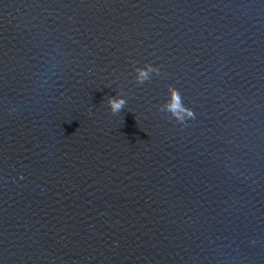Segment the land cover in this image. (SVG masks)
<instances>
[{
  "label": "water",
  "instance_id": "1",
  "mask_svg": "<svg viewBox=\"0 0 264 264\" xmlns=\"http://www.w3.org/2000/svg\"><path fill=\"white\" fill-rule=\"evenodd\" d=\"M0 264H264V0H0Z\"/></svg>",
  "mask_w": 264,
  "mask_h": 264
},
{
  "label": "clouds",
  "instance_id": "2",
  "mask_svg": "<svg viewBox=\"0 0 264 264\" xmlns=\"http://www.w3.org/2000/svg\"><path fill=\"white\" fill-rule=\"evenodd\" d=\"M158 72V68H154L151 64H145L142 67H136V79L139 83H144L145 80L149 78L150 72ZM109 106L111 110L115 112H119L124 104L126 103L125 99L121 97H109L108 99ZM164 110L171 113L172 115L178 117L181 121H183L184 117L182 115V112L184 111L182 108H180L179 100L172 101L171 103H167L164 106ZM191 115V113H189Z\"/></svg>",
  "mask_w": 264,
  "mask_h": 264
}]
</instances>
